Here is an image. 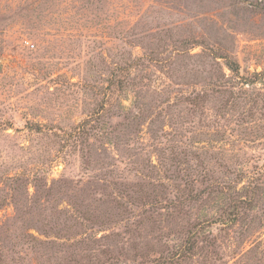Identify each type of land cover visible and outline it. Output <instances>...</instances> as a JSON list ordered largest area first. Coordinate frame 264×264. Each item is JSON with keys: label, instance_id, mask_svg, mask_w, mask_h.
Here are the masks:
<instances>
[{"label": "rangeland", "instance_id": "obj_1", "mask_svg": "<svg viewBox=\"0 0 264 264\" xmlns=\"http://www.w3.org/2000/svg\"><path fill=\"white\" fill-rule=\"evenodd\" d=\"M0 264H264V0H0Z\"/></svg>", "mask_w": 264, "mask_h": 264}, {"label": "built area", "instance_id": "obj_2", "mask_svg": "<svg viewBox=\"0 0 264 264\" xmlns=\"http://www.w3.org/2000/svg\"><path fill=\"white\" fill-rule=\"evenodd\" d=\"M27 44L34 47L35 45L33 43H31L30 41H27Z\"/></svg>", "mask_w": 264, "mask_h": 264}]
</instances>
